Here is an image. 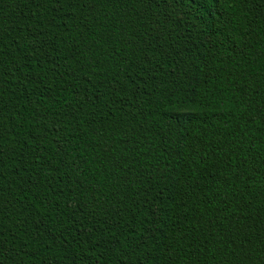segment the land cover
<instances>
[{"label": "trees", "instance_id": "16d2710c", "mask_svg": "<svg viewBox=\"0 0 264 264\" xmlns=\"http://www.w3.org/2000/svg\"><path fill=\"white\" fill-rule=\"evenodd\" d=\"M0 264H264V0H0Z\"/></svg>", "mask_w": 264, "mask_h": 264}]
</instances>
